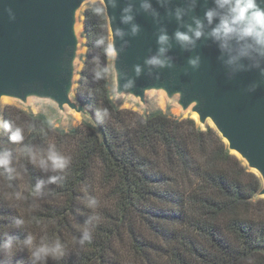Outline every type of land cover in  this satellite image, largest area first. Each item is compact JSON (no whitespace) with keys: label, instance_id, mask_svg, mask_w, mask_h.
<instances>
[{"label":"trees","instance_id":"obj_1","mask_svg":"<svg viewBox=\"0 0 264 264\" xmlns=\"http://www.w3.org/2000/svg\"><path fill=\"white\" fill-rule=\"evenodd\" d=\"M100 1L83 12L87 51L78 94L94 114L66 130L42 112L6 105L4 119L24 130L23 144L0 134V150H9L19 177L0 169V243L3 234L39 244L59 239L66 254L48 264H264V198L256 194L260 178L227 149L211 126L199 127L192 117L158 109L148 114L122 108L112 95L111 74L95 81L99 64L110 70V56L97 48L110 42ZM110 118L99 122L96 112ZM43 130V131H41ZM23 145L47 150L55 145L70 157L59 185L34 195V185L52 173L36 168ZM25 169H27L25 171ZM22 191L26 200H15ZM96 209L85 206L88 198ZM90 243L75 244L89 216ZM17 216L25 228L15 227ZM11 264H30L18 251Z\"/></svg>","mask_w":264,"mask_h":264},{"label":"water","instance_id":"obj_2","mask_svg":"<svg viewBox=\"0 0 264 264\" xmlns=\"http://www.w3.org/2000/svg\"><path fill=\"white\" fill-rule=\"evenodd\" d=\"M99 1L106 8V0ZM87 2L0 0V117L4 118L2 100L7 97L23 104L31 100L48 101L62 114L71 110L94 122L93 112L80 99L77 89L83 67V62L80 68L78 63L80 47H86L81 39L87 41V38L84 30V36L77 34L76 24L82 21L84 26L80 10ZM129 2L134 5V22L140 25L137 36L130 34L129 25L120 23L121 9ZM151 2L159 13L156 19L140 8L139 0H119L116 8L110 7L105 12L110 42L115 40V27L126 32L123 40H115L116 46L128 41L123 52L115 58L110 56L112 95L146 105L151 94H160L183 113L192 116L195 113L197 118L193 119L197 125L214 128L230 153L260 178L261 187L256 196L264 198V84L254 92L247 91L248 85L259 79L255 71L228 79L218 59L217 47L209 39L198 41L192 51H185L172 39L168 55L174 67L152 69L150 75L144 61L157 52L159 29L163 27L172 37L175 31L184 30L185 25L192 23L193 17L203 19L205 10L212 6V0H197L196 6L178 22L172 13L178 7L187 8L185 0H168L164 6L158 0ZM7 8L13 10L15 20L9 19ZM197 54L202 59L200 68L186 73L188 57ZM137 64L143 66V71L136 78V87L124 90L121 74L135 77ZM157 72L159 79L155 78Z\"/></svg>","mask_w":264,"mask_h":264},{"label":"clouds","instance_id":"obj_3","mask_svg":"<svg viewBox=\"0 0 264 264\" xmlns=\"http://www.w3.org/2000/svg\"><path fill=\"white\" fill-rule=\"evenodd\" d=\"M158 2L164 6L168 0H158ZM118 3L119 0H106V8H101L100 14L107 12L110 7L116 8ZM185 3L187 8L178 7L172 13L178 22H182L186 12L196 6L197 0H185ZM139 5L144 12L150 13L154 19L158 18L159 13L153 8L151 0H139ZM133 8V3L129 2L121 9L120 23L129 25L130 34L137 36L140 33V25L134 22ZM6 11L9 19L15 20L13 10L7 8ZM114 19L112 16V20ZM125 35L124 29L115 27V40L117 38L123 40ZM172 39L185 51L195 49L197 42L201 39H209L217 47L218 59L223 65L228 79H232L239 73L255 71L259 79L252 81L248 85L247 91L254 92L261 84H264V0H212V6L205 10L203 19L193 17L192 23L185 25L184 30L175 31L172 37L161 27L157 35V52L144 61V66L149 68L150 75L152 69H172L174 67L173 59L168 55ZM115 40L106 44L105 39L99 37L95 41V46L104 49L106 56L115 58L125 50L128 44V41H124L123 45L117 47ZM96 63L97 67L93 70V79L95 81L106 79L109 75V68L100 65L98 57ZM201 63L202 59L199 54L189 56L188 68H185L184 71L187 73L189 69L197 70ZM142 71L143 66L137 64L134 65L135 77H127L126 73H122L121 79L124 81L122 88L124 90L135 88L136 78L142 74ZM159 77L157 72L155 78L159 79ZM96 118L99 122L109 119V110L107 108L98 110ZM3 133L8 134V140L11 143L23 144L24 130L18 126L14 128L11 121L0 117V134ZM23 151L36 168L43 173H52L34 185V195H44V189L47 185L63 183L64 176L62 173L69 167L70 157L59 154L55 145H49L47 150L23 145ZM13 159L11 151L0 150V169L19 177L20 173L14 166ZM14 198L15 200L27 199L22 191H18ZM85 206L94 210L98 207V201L94 197L88 198ZM99 219L97 215L89 216L85 226L80 229V237L74 243L80 247L90 243L92 231L89 225ZM12 223L15 227L25 228V220L20 216L14 218ZM3 235L7 238L3 243H0V264H11L12 257L18 251H27L30 264H48L49 258L56 260L66 254V247L59 239L45 242V238L41 237L40 243L36 244L35 237L28 233L22 240L8 234ZM248 264H252V261L249 260Z\"/></svg>","mask_w":264,"mask_h":264},{"label":"rangeland","instance_id":"obj_4","mask_svg":"<svg viewBox=\"0 0 264 264\" xmlns=\"http://www.w3.org/2000/svg\"><path fill=\"white\" fill-rule=\"evenodd\" d=\"M97 1L99 0H89V2L84 5L82 10H80V18H82L83 11L90 4ZM82 36H84L83 33ZM86 51L87 48L85 52H83L79 56L80 62L78 63L80 64V67L82 66L83 60L85 59ZM113 99L122 108H130L142 114H148L155 110L161 109L165 113L172 114L178 117H193L189 112L183 113L177 106H175L173 103H169L164 97L160 96V94H151L146 100V105H142L140 102L132 100L130 98L116 96L115 94H113ZM6 105H16L22 109L32 111L33 113H45L56 127L64 128L66 130L74 126H78L83 120H88L87 117H85L83 114L79 113V115H76V113L71 110H68V112L62 114L53 104L48 101L31 100L30 103L23 104L16 100L7 99L6 102H4V106Z\"/></svg>","mask_w":264,"mask_h":264},{"label":"bare ground","instance_id":"obj_5","mask_svg":"<svg viewBox=\"0 0 264 264\" xmlns=\"http://www.w3.org/2000/svg\"><path fill=\"white\" fill-rule=\"evenodd\" d=\"M83 30H84V26H83L82 21H80V22H78L76 24V32H77V34H81L83 32ZM85 40H86L85 38H82L81 39L82 42H84ZM85 50H86V47L84 45H81V47H80V53L85 52ZM79 68H80V66H79ZM161 95H162V93H161ZM7 99H9V98H7V97L3 98L2 102L3 103L6 102ZM75 113H76V115H79V113H77V112H75ZM193 117L196 119L197 118V115L194 113L193 114Z\"/></svg>","mask_w":264,"mask_h":264}]
</instances>
